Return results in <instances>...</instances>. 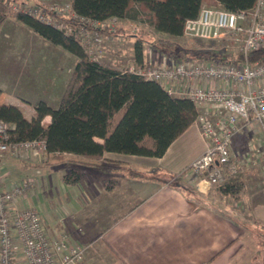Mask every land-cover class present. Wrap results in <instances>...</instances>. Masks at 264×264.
<instances>
[{
  "label": "trees",
  "instance_id": "16d2710c",
  "mask_svg": "<svg viewBox=\"0 0 264 264\" xmlns=\"http://www.w3.org/2000/svg\"><path fill=\"white\" fill-rule=\"evenodd\" d=\"M8 1L0 0V26L10 16L76 60L57 106H49L40 100L34 105L36 121L27 120L15 105L0 104V121L13 125L9 142L44 141L47 154L41 165L51 161L69 164L62 175V182L67 185L81 181L88 167L100 166L98 162L105 153L161 157L198 115L197 108L189 99L169 95L157 82L90 60L81 45L80 31L92 30V26L84 20L127 19L161 35L163 38L152 39L144 30L136 35H126L122 27L113 32L102 31L104 37L131 39L133 62L136 64L146 63L145 44L150 45L154 52L174 59L218 62L223 59L222 53L216 51V44L210 45L215 49L207 51L184 50L179 49L173 39L183 38L185 20L197 17L202 7L239 12L254 4V0H69L70 11L77 18L53 15L63 25L58 29L26 13L12 12ZM66 28L70 32L66 33ZM197 43L201 48L208 42ZM262 58L264 47L250 53L248 61L253 64ZM45 117H49V122L42 124ZM62 154L72 158L63 159ZM230 164H221L225 179L216 186V190L235 199L243 190L244 177L239 170L228 173ZM118 169L131 179L162 181L154 174L148 175L128 167ZM165 179L168 182L173 177L168 175ZM116 183V179H110L105 187L110 189Z\"/></svg>",
  "mask_w": 264,
  "mask_h": 264
},
{
  "label": "crops",
  "instance_id": "0c3cea01",
  "mask_svg": "<svg viewBox=\"0 0 264 264\" xmlns=\"http://www.w3.org/2000/svg\"><path fill=\"white\" fill-rule=\"evenodd\" d=\"M108 46L101 62L121 69L107 59ZM150 58L147 53L146 61ZM1 97L0 104H10ZM15 107L27 120H37L34 108L27 116L21 105ZM45 119L49 122V117ZM245 135L233 138V149L242 145L240 137ZM252 137L256 143V135ZM205 147L193 123L161 157L105 153L98 162L101 165L88 167L74 185L62 182L64 170L56 172L51 163H25L10 155L3 162L8 182L35 176L34 192L49 230L58 228L49 213L57 217L56 208L62 209L65 220L69 219L65 229L70 238L88 245L82 264H264V237L259 235L264 232V173L261 177L255 169L245 170L243 190L235 199L203 180L190 184L185 170ZM118 167L154 174L162 181L131 179ZM90 170L106 176L99 179L101 186L88 174ZM168 175L173 179L165 182ZM110 179L117 183L107 189ZM77 225L83 228L81 235Z\"/></svg>",
  "mask_w": 264,
  "mask_h": 264
},
{
  "label": "built area",
  "instance_id": "2783aa9c",
  "mask_svg": "<svg viewBox=\"0 0 264 264\" xmlns=\"http://www.w3.org/2000/svg\"><path fill=\"white\" fill-rule=\"evenodd\" d=\"M20 8V13L63 28L53 17L44 16L45 9L40 6ZM62 11L77 18L69 6ZM84 22L92 30L80 31L81 45L92 61H100L104 41L113 38L104 37L102 31L122 27L126 34L136 35L140 28L127 19ZM183 38L223 43L227 53L223 52V60L218 62H193L157 53L155 59L144 64L133 62L125 70L157 82L169 95L187 98L197 108L194 124L206 147L189 163L185 177L190 184L203 180L217 186L225 179L221 164L231 162L227 171L232 174L253 167L264 170V58L253 64L248 61L250 53L264 47V0H254L251 8L239 12L202 7L197 17L185 20ZM12 129V124L0 121V264H82L85 246L69 238L62 209L57 210V215H62L58 228H47L43 207L34 192L35 176L8 182L5 155L41 164L47 154L42 140L9 142ZM245 133L256 135L255 146L249 145L250 150L242 152L233 149V138Z\"/></svg>",
  "mask_w": 264,
  "mask_h": 264
},
{
  "label": "rangeland",
  "instance_id": "374dc122",
  "mask_svg": "<svg viewBox=\"0 0 264 264\" xmlns=\"http://www.w3.org/2000/svg\"><path fill=\"white\" fill-rule=\"evenodd\" d=\"M68 1L69 0H9L8 7L13 12L19 10L20 7L28 8L29 6H40L41 9H45L44 16L46 15L51 18L53 15L60 16L53 14V10H59L62 14L60 17H69V15H65L66 12L62 11L67 9L69 6ZM53 21L61 23L57 19H54ZM129 23L132 22L130 21ZM134 24L140 27L139 32L141 30L146 31L152 39L163 38L161 35L151 29H147L140 23ZM124 32H126L125 29ZM109 41H104L102 45L100 61L104 59L103 54L109 44L108 48L110 50V54L109 56L107 54V59L110 60V62L113 64L115 63V65L121 69H125L133 63V41L131 39L112 38L111 43ZM173 42L176 43L179 49H192L194 51L212 50L211 48L214 47H210V45L214 43L216 44V51L227 53L224 50L227 49L226 45L219 42H208L201 48L198 47L199 44L197 43L203 42L200 40L177 38L173 39ZM144 49L149 50L152 58L155 59L157 52H154L152 48H150V45L145 44ZM75 61L76 60L73 56L62 50L60 47L43 42L40 36L31 32L28 28L23 27V25L18 23L12 17H7L5 22L0 26V94L2 96V101H9L8 103L13 105L15 104V106L16 104L21 105L27 112V116L39 100L46 102L49 106H57L63 87L71 74ZM41 123H46V119H42ZM240 142H242V145L238 147V150L241 152L250 150L249 145L255 146L256 144L252 135L240 137ZM62 157L63 159L72 158L67 154H62ZM49 163H51L50 165H56V172L62 170L66 172L69 166V164L64 165L53 161ZM251 169H255L262 177L261 173H264V170H261L259 167H253ZM90 172L91 173L88 174L96 177L94 180H96L97 184L101 186L99 179L106 176L96 171L94 172L90 170ZM86 178L88 179V177ZM81 187L85 194V187L83 185H81ZM77 198L79 199L78 196ZM83 198L85 200V196H83ZM56 209L58 210V208ZM222 210V213L232 214L230 210ZM49 214L53 224L58 221L59 217L62 216L57 215V217H55L53 212ZM62 222L66 228V225L68 226L69 219H63ZM57 226H59V224H57ZM77 227L76 231L79 235H81L83 228H81L80 225H77ZM259 235L264 237V232ZM68 236L70 238L69 234ZM83 246H86V248L88 247V245L85 244H83ZM262 255H264V253H262Z\"/></svg>",
  "mask_w": 264,
  "mask_h": 264
}]
</instances>
